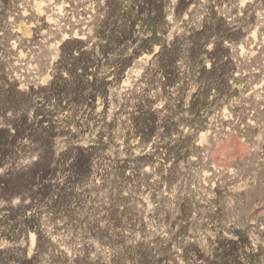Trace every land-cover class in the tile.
<instances>
[{
  "label": "rangeland",
  "instance_id": "obj_1",
  "mask_svg": "<svg viewBox=\"0 0 264 264\" xmlns=\"http://www.w3.org/2000/svg\"><path fill=\"white\" fill-rule=\"evenodd\" d=\"M0 264H264V0H0Z\"/></svg>",
  "mask_w": 264,
  "mask_h": 264
}]
</instances>
